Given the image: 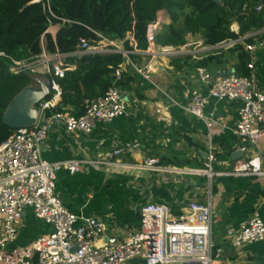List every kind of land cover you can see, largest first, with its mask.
Returning a JSON list of instances; mask_svg holds the SVG:
<instances>
[{
  "label": "built area",
  "instance_id": "1",
  "mask_svg": "<svg viewBox=\"0 0 264 264\" xmlns=\"http://www.w3.org/2000/svg\"><path fill=\"white\" fill-rule=\"evenodd\" d=\"M44 7L53 14L49 0ZM258 0L256 10L263 9ZM62 23L72 21L62 19ZM62 23L51 24L55 34ZM166 23L161 14L152 22L147 31L148 48L140 50L151 55L144 64L134 62L130 55L135 51L126 50L124 41L111 40L100 33L99 39H81L74 52L65 54L59 50L50 53L45 48L40 55L25 60H12L10 71L14 74L31 72L48 75L52 99L40 104L38 119L31 128H20L0 144V264H131L136 260L144 264H219L224 255L222 240L230 241L236 248L246 244L264 241V220L258 211L242 224L239 229H227L222 236L213 235V226L220 219L219 212L211 201L189 202L183 214L174 215L171 208L160 203H147L141 208L138 226L129 228L120 235L109 232L107 224L99 218L77 215L71 212L57 191V175L66 170L72 174L85 168H140L180 172L175 167L162 168L158 157H149L143 164H127L121 160L123 150H112L102 159H67L49 161L43 157L44 145L57 123H64L70 133L89 136L101 122H110L128 113L129 100L125 97L119 81L126 65L135 73L150 80L158 56H174L181 47L156 44L159 26ZM49 29V30H50ZM233 30V29H232ZM239 34V30H233ZM246 36L224 41L214 48H233L244 44L252 52L248 64L249 76H241L232 67L218 69L212 76L206 66H198L197 73L202 82L209 84V93L199 89H187V111L212 126L213 119L206 116L205 108L209 98L219 101L239 100L242 105L234 133L244 140L240 150L245 154L257 148L253 155L236 161L229 170L218 171L216 152L210 149L206 155L204 169L194 170L195 174L214 177L251 176L264 182V151L260 144L264 141V84L258 78L253 53L255 45L245 43ZM136 47L132 32L127 37ZM44 43V42H43ZM212 47V48H213ZM120 52L126 61L116 70L117 80L104 96L86 100V111L76 116L57 112L47 116L46 110L57 105L63 89L59 80L67 71L77 65L68 60L86 54ZM0 56H6L0 53ZM51 227V231L37 237L29 244L17 243L21 227L29 211Z\"/></svg>",
  "mask_w": 264,
  "mask_h": 264
},
{
  "label": "crops",
  "instance_id": "2",
  "mask_svg": "<svg viewBox=\"0 0 264 264\" xmlns=\"http://www.w3.org/2000/svg\"><path fill=\"white\" fill-rule=\"evenodd\" d=\"M163 15L169 23L166 10ZM49 29L48 32L56 37L57 32L55 34L53 29ZM232 29L239 30L238 24H233ZM189 36L179 54L158 56L150 80L137 75L131 66L124 67L131 74L128 87H122L130 104L127 114L99 123L89 136L70 133L64 123H57L43 149V157L54 162L102 159L120 148L123 150L120 158L124 163L141 165L149 157H158L162 168L175 167L181 171L106 167H89L75 174L60 171L57 191L74 214L99 218L107 224L109 232L120 235L140 224L141 208L152 202L167 205L178 216L183 214V208L189 202L211 201L220 214L219 221L213 226L215 237L222 236L227 229H239L255 211L264 220L262 180L251 176L210 179L194 173V170L205 168L210 149L219 155L215 169L229 170L236 163L235 156L245 142L234 133L242 105L239 100L209 98L205 114L213 119L211 127L187 111L185 90L195 88L209 93V84L201 81L197 67L191 63L219 51L207 45L201 36ZM255 46L253 60L258 78L264 84V41ZM224 51L222 64L207 66L212 76L218 69L234 68L237 63L236 53L229 49ZM136 54L139 55L138 64L148 62L151 57L140 53V50ZM173 58L179 60L177 65L180 68L174 67ZM27 89L32 96L50 92L34 84ZM260 148L264 151V141ZM256 149H249L243 157L238 155V159L253 155ZM36 220L39 224L32 233L21 227L19 245L29 244L51 231V227L41 219L36 217ZM221 244L224 255L219 264H264V241L241 248L227 240H222ZM131 264L144 262L136 260Z\"/></svg>",
  "mask_w": 264,
  "mask_h": 264
},
{
  "label": "trees",
  "instance_id": "3",
  "mask_svg": "<svg viewBox=\"0 0 264 264\" xmlns=\"http://www.w3.org/2000/svg\"><path fill=\"white\" fill-rule=\"evenodd\" d=\"M262 2L264 5V0ZM49 3L53 14L43 2L0 0V53L6 55L0 56V144L15 131L4 121L12 101L33 85L37 76L31 72L12 73L11 59L22 61L40 55L44 48L50 53L59 50L69 54L75 51L81 39H99L95 32L111 40L124 41L126 50H146L148 27L156 20L154 7L165 9L170 19L169 23H162L156 33V44L162 47H183L189 35L201 36L209 46L246 35L247 44L264 41V32L252 34L264 30V6L258 12V0H222L221 4L215 0H49ZM245 4H252L254 8L242 14ZM62 19L72 23L64 24ZM236 20L240 24L239 34L231 29ZM58 23H62V27L53 37L48 29L51 24ZM130 32L136 47L127 38ZM218 50L216 54L192 62L191 66L222 64L225 51ZM229 51L237 55L236 72L249 76L252 52L244 44H237ZM138 57L136 53L130 55L134 62ZM68 61L77 68L67 71L59 80L63 94L55 107L46 110L47 116L57 112L83 115L85 101L104 96L116 82V70L126 57L120 52H108L76 56ZM177 61L173 58L172 64L180 68ZM130 81L131 74L124 70L119 84L126 88ZM53 95L50 91L43 101L52 99Z\"/></svg>",
  "mask_w": 264,
  "mask_h": 264
},
{
  "label": "water",
  "instance_id": "4",
  "mask_svg": "<svg viewBox=\"0 0 264 264\" xmlns=\"http://www.w3.org/2000/svg\"><path fill=\"white\" fill-rule=\"evenodd\" d=\"M215 1L219 4L222 3V0ZM44 97L45 94L42 96H32L29 94L28 89H25L12 101L4 117L5 123L14 130L31 128L38 119L40 104L43 102ZM243 154L240 151L237 157L235 156V159L239 160L238 155L243 157Z\"/></svg>",
  "mask_w": 264,
  "mask_h": 264
},
{
  "label": "rangeland",
  "instance_id": "5",
  "mask_svg": "<svg viewBox=\"0 0 264 264\" xmlns=\"http://www.w3.org/2000/svg\"><path fill=\"white\" fill-rule=\"evenodd\" d=\"M252 8H254V5L252 4H245L244 7L242 8V14H246L248 13L249 11L252 10ZM165 9L163 8H160V7H154L153 9V12L155 11V14H156V19L158 18V16H160L161 14H163ZM235 26L236 24H238L239 26V30H240V24L238 22V20H236L234 23H233ZM232 29V28H231ZM264 32V30L262 31H254L252 32L253 35H260ZM189 38H191L189 36ZM258 42V45L260 46L262 42H259V40H257ZM221 49H225V47H222ZM36 79V80H35ZM42 83V84H41ZM35 86H43V90H50L51 89V83H50V79L46 76H42V75H38V76H35L34 78V83H33ZM33 211H29L28 212V215L26 216L25 218V221H24V224H23V227H22V230L28 232V233H32L33 232V229L36 228V226L39 224L36 220V217L35 215H33ZM34 223L36 224L34 226Z\"/></svg>",
  "mask_w": 264,
  "mask_h": 264
}]
</instances>
